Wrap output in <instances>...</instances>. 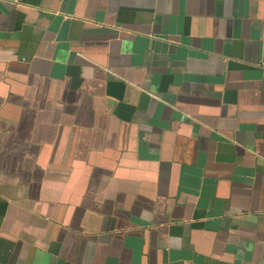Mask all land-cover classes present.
Instances as JSON below:
<instances>
[{"label": "crops", "instance_id": "crops-1", "mask_svg": "<svg viewBox=\"0 0 264 264\" xmlns=\"http://www.w3.org/2000/svg\"><path fill=\"white\" fill-rule=\"evenodd\" d=\"M264 0H0V264H264Z\"/></svg>", "mask_w": 264, "mask_h": 264}, {"label": "built area", "instance_id": "built-area-1", "mask_svg": "<svg viewBox=\"0 0 264 264\" xmlns=\"http://www.w3.org/2000/svg\"><path fill=\"white\" fill-rule=\"evenodd\" d=\"M263 65H264V62H263Z\"/></svg>", "mask_w": 264, "mask_h": 264}]
</instances>
